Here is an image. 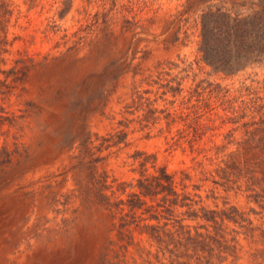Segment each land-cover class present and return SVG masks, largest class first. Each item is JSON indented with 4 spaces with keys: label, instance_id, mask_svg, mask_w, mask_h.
Returning <instances> with one entry per match:
<instances>
[{
    "label": "rangeland",
    "instance_id": "1",
    "mask_svg": "<svg viewBox=\"0 0 264 264\" xmlns=\"http://www.w3.org/2000/svg\"><path fill=\"white\" fill-rule=\"evenodd\" d=\"M0 264H264V0H0Z\"/></svg>",
    "mask_w": 264,
    "mask_h": 264
}]
</instances>
